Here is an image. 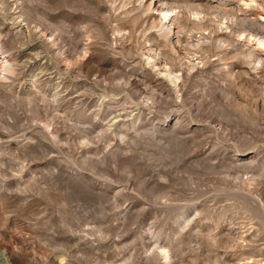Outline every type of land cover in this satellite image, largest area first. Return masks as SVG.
Segmentation results:
<instances>
[{
  "label": "rangeland",
  "instance_id": "rangeland-1",
  "mask_svg": "<svg viewBox=\"0 0 264 264\" xmlns=\"http://www.w3.org/2000/svg\"><path fill=\"white\" fill-rule=\"evenodd\" d=\"M0 264H264V0H0Z\"/></svg>",
  "mask_w": 264,
  "mask_h": 264
},
{
  "label": "bare ground",
  "instance_id": "bare-ground-1",
  "mask_svg": "<svg viewBox=\"0 0 264 264\" xmlns=\"http://www.w3.org/2000/svg\"><path fill=\"white\" fill-rule=\"evenodd\" d=\"M162 12V10H160ZM164 17V14H163ZM161 19V18H160ZM35 60L39 61L41 59V56L39 54L34 55ZM34 60V61H35ZM42 62V61H41ZM27 63V62H26ZM30 63V62H29Z\"/></svg>",
  "mask_w": 264,
  "mask_h": 264
}]
</instances>
